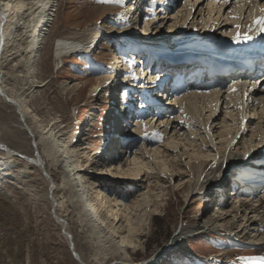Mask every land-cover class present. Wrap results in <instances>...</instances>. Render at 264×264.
Masks as SVG:
<instances>
[{
    "label": "bare ground",
    "instance_id": "bare-ground-1",
    "mask_svg": "<svg viewBox=\"0 0 264 264\" xmlns=\"http://www.w3.org/2000/svg\"><path fill=\"white\" fill-rule=\"evenodd\" d=\"M141 1L143 0L136 4L135 1L124 0L122 13L127 18L129 27H115L112 23H107L104 28H89L72 42H58L55 46L54 55L61 58L68 52L79 53L87 49L96 51L102 39L111 38L113 35L114 39L120 41L109 63L115 72L112 69L113 79L108 85L119 97L114 99L108 126L105 132L103 131L105 134L102 140L106 142L104 145L101 143L98 150L103 149L102 156L92 161V154L94 157L99 156L96 151L89 155L88 149H78L76 141L79 138L72 142L65 137L58 124H48L46 119L38 116V111L33 106L37 98L29 100L33 89L39 86L33 81L39 67L37 60L41 55L43 37L52 21L58 0H0V175L21 188L29 186L33 191L31 197L35 199L38 198L37 188L41 186L40 183H44L50 214L61 226L60 234L67 240L68 247L72 245L69 250L79 264L88 263L75 248L69 219L64 216L69 207L75 209L78 223L84 218L89 220L92 230L97 233L92 238L95 244L103 247L106 246V240L113 241L114 248L128 256V247L136 245V231L142 224H149L151 212L157 208L155 201L160 198L158 196L162 191L161 186L148 184L131 202L122 198L126 195L125 192H119L120 197H111L103 185L96 181L105 170L113 172V175L108 174L110 180L117 178L127 183L126 189L135 188L137 180L133 179L145 168L156 170L155 184L159 182L156 177L160 171H178L175 172L176 176L189 172L193 177L191 187L196 189V193L201 190L211 192L220 187L233 167L239 169V172L236 171L238 179L233 176L238 184L230 185V189L234 186L235 190L236 186H240L239 182L247 180L250 181L251 187L256 181H259L257 184L264 185V182L261 183L264 179V169L259 170L264 166V96H261L264 95V84L255 86V83L247 85L244 82H234L224 89L213 87L201 90L186 87L183 92L178 93L177 90L173 94L165 87V75L160 66H152L155 72L140 67V62H146L152 55L161 57L168 52L178 51L183 42L185 51L191 53H198L194 41L208 42L212 53H218L223 46L229 45L235 46L234 50L239 49L246 39L245 36L249 37L257 29L254 21L264 9V0H177L174 5L165 7L162 6L168 0H158L160 7L155 8L153 0H145L144 11ZM135 7L142 13L134 11ZM220 10L221 13L226 10L225 16H220ZM230 18L236 20H227ZM138 20L142 25L135 30ZM157 22L158 27L155 25ZM230 25L233 26L232 29L227 28ZM237 25H240L239 29ZM161 26L164 29H161ZM115 41L116 39L111 42L115 44ZM128 44V50L124 49L123 45ZM139 50L146 54L137 57ZM126 59L134 62L135 75L132 72H122L126 65L120 62L123 60L125 64ZM186 64L190 65L188 61ZM22 70L24 72L21 75L18 71ZM127 77L130 79H124ZM18 81H27L28 93L24 92L25 90H16ZM23 84L21 83L20 87ZM95 84L90 87V92L97 90L98 86ZM153 84L162 85V88ZM120 87L127 90L124 92ZM210 105L212 106L209 107ZM125 116L128 117L127 121L123 118ZM254 117L261 125L245 137L249 131L247 127ZM111 127H115V131L122 138L112 137L114 131ZM180 128H183V131H180ZM217 128L218 140L215 139L213 130ZM200 129L202 131H199ZM86 131L83 126L79 129L81 134ZM198 134L199 137H196ZM139 141L141 143L136 149H128ZM145 142H150L149 148ZM177 146L181 150L178 155H173V147ZM183 154L186 155L184 158H187L184 162L181 157ZM112 158L114 160H111ZM55 175L61 177L60 182L55 180ZM186 184L187 181L181 187L185 189L188 186ZM246 186L248 188L249 183ZM66 187L69 189L68 195L64 194ZM3 190L5 195L14 199L8 188L3 187ZM257 190L261 191L259 188ZM260 193L264 195L263 191ZM152 197L156 199L155 206L151 208ZM234 197V202L231 200L232 204L229 205V214V209H222L216 215L209 214L198 226V229L202 230L195 234L203 230L226 228L224 232L230 239L244 237L246 231L242 232L241 227L235 231L232 229L235 225L223 223L224 228H220L221 224L217 222L231 213L235 215L239 211L246 212L249 209V202L243 200L246 197ZM220 199H217L220 201L217 207L223 208ZM142 205L145 206L144 210L139 216H134L132 206ZM259 207L255 209L259 210ZM118 211L120 214L116 216ZM133 219L136 221L132 222ZM262 227L264 223H259L258 229L261 230ZM180 231L176 233L177 237L180 236ZM186 233L190 234V231L186 230L182 234ZM260 233L262 236L254 241L260 243L258 249L264 244V229ZM177 237L175 236V239ZM245 259L241 258V262L254 264L256 261L253 257ZM259 263L263 264L262 260Z\"/></svg>",
    "mask_w": 264,
    "mask_h": 264
},
{
    "label": "rangeland",
    "instance_id": "rangeland-1",
    "mask_svg": "<svg viewBox=\"0 0 264 264\" xmlns=\"http://www.w3.org/2000/svg\"><path fill=\"white\" fill-rule=\"evenodd\" d=\"M124 6V0L122 2H116V0H112V2L58 0L52 21L43 37L41 55L37 60L39 67H37L33 81L35 80L39 86L33 89V94L30 93L32 95L29 97V100L37 98L33 106L38 111V116L46 119L48 124H58L65 137L67 136L72 142L79 138L76 141L78 149H88L89 155L93 151L98 153L99 156L97 157L92 154V161L102 156L103 149L98 150L105 134L103 131L108 126L112 112L110 104L117 96L119 97L108 87L109 82L113 79L111 74L113 68L109 65V60L114 56L115 49L111 41L115 39L117 41V38L114 39L115 35H113L111 38L102 39V43L96 51L87 49L79 53L68 52L61 58L54 55V50L58 42H72L82 32L88 31L89 28L99 30L104 28L107 23H112L115 27H129L128 20L122 13ZM134 11L138 12L137 7L134 8ZM225 11L223 10L222 13L221 10L219 11L221 17L225 16ZM142 17L141 20H143ZM227 20L234 22L236 19ZM141 25V21L138 20L134 27L135 30L139 29ZM155 25L158 27V22ZM162 27L161 29H164ZM227 28L232 29L233 26L230 25ZM152 29H154V24ZM128 47L129 45L126 46V50ZM140 55V51L137 52L136 56L141 57ZM120 63L126 65V67L124 66L125 72L134 74L135 65L132 60L126 59L125 64L123 60ZM23 72V70L18 71L21 75ZM113 72H115L114 69ZM106 78L109 79L105 81ZM18 82V88L21 83L24 84L16 90H25L24 92L28 93L27 81ZM93 84L98 86L97 90L90 92L89 89ZM256 121L255 117L251 119L247 127L249 131L246 132L245 137H248L250 131H254L257 127L259 129L261 123ZM82 126L87 130L86 133H79ZM111 130L114 131L113 137L117 132L115 127L113 129L111 127ZM213 130H215V139L218 140L219 128ZM180 131H183V128H180ZM105 142L106 140L103 145ZM139 143L141 141L132 144L133 146L131 145L128 149H136ZM145 143L148 144L149 148L150 142ZM173 148V155H178L181 148L178 149V146ZM185 156V154L181 156L183 162L184 159H187L184 158ZM236 169L229 171V173L231 172L232 176H236L238 174L236 171L239 172V169ZM263 169L264 166L259 168V170ZM104 172L101 177L96 179L97 183H101L100 185H103L102 187L110 193L111 197H120V193L125 192L126 195L122 198L126 202H131V199L136 197L138 192L145 190L148 184L161 186L162 191L158 196L160 198H157L158 200L155 201V197L151 198V208L155 206L154 201L157 208L152 210L149 224H142L136 231V245L128 247V256L114 248L113 241L106 240V246L103 247L95 244L92 238L97 233L92 230L89 220L84 218L81 223H78L74 214L75 209L69 207L64 216L69 219V229L73 234L75 248L88 264H103L104 262L109 264H129L130 262L133 264H238L237 261L246 264V262H241L246 257H253L256 260L254 264H260L259 261L261 260L264 262V244L258 249L260 243H254L262 236L260 231L264 229V227L261 230L258 229L259 223H264V195L259 193L253 199H243L249 202V209L246 212L239 211L235 215L231 213L227 216L228 219L224 218L217 221L218 224H221L219 225L220 228H224V224H231V226L235 225L232 229L238 231L241 227L242 232L243 230L246 231L244 237L230 239L229 235L224 232L226 228L224 230H203V232L195 234L202 230V228L198 229V226L209 217V214L216 215L222 209H229V205L232 204L231 201L225 202L223 208H218V203L214 197L217 192L216 188L211 192L201 190L200 193H196V189L193 190L191 187L192 174L182 172L176 176L178 171H168L167 173L160 171L156 177L159 182L155 184L157 182L154 180L156 170L145 168L133 179L137 180L135 183L137 187L126 189L128 185L126 186L127 183L120 181L122 179L110 180L108 174L113 175L112 171L111 173L106 170ZM54 178L57 182L61 181L60 176L55 175ZM185 181L188 185L186 190L181 187ZM0 184V264H79L72 256L67 240L60 234L61 226L50 214V204L45 199L44 183H40L41 186L37 188V191L39 190L37 199L31 197L33 191L30 190L29 186L21 188L19 185L10 183L7 177L0 175ZM3 187L9 189L14 199L5 195ZM217 189L219 190V187ZM68 190V187L64 188V194L68 195ZM155 190L156 188L153 191ZM261 191L264 192V190ZM256 207L260 209L257 210ZM144 208V205L132 206V214L137 217ZM249 210L251 211L248 213ZM103 212L105 213V209ZM229 212L230 209L227 213L229 214ZM119 214L118 211L116 216ZM120 220L121 218L117 222ZM135 221L136 219L132 220V222ZM257 221L259 223H256ZM79 224L81 225L79 226ZM181 227L182 230L180 231ZM183 227H186L190 234H187L189 232L182 234L186 231ZM179 231L180 236L177 237L176 233Z\"/></svg>",
    "mask_w": 264,
    "mask_h": 264
},
{
    "label": "snow or ice",
    "instance_id": "snow-or-ice-1",
    "mask_svg": "<svg viewBox=\"0 0 264 264\" xmlns=\"http://www.w3.org/2000/svg\"><path fill=\"white\" fill-rule=\"evenodd\" d=\"M99 2H112V0H99ZM116 2H122V0H116ZM254 23L258 26L259 32H264V17H258ZM237 29L240 28V25L236 26ZM246 39L250 38L248 36H245Z\"/></svg>",
    "mask_w": 264,
    "mask_h": 264
},
{
    "label": "water",
    "instance_id": "water-1",
    "mask_svg": "<svg viewBox=\"0 0 264 264\" xmlns=\"http://www.w3.org/2000/svg\"><path fill=\"white\" fill-rule=\"evenodd\" d=\"M69 247L72 248V245L70 244ZM73 255H74L75 257H77L75 253H73Z\"/></svg>",
    "mask_w": 264,
    "mask_h": 264
}]
</instances>
